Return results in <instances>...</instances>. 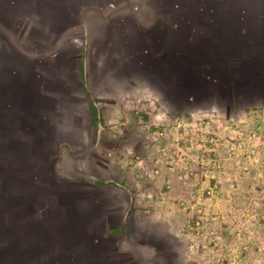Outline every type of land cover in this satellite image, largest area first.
<instances>
[{
	"label": "crops",
	"instance_id": "0c3cea01",
	"mask_svg": "<svg viewBox=\"0 0 264 264\" xmlns=\"http://www.w3.org/2000/svg\"><path fill=\"white\" fill-rule=\"evenodd\" d=\"M91 87L122 145L154 147L140 133L172 102L235 115L241 95L264 98V0H0V264H190L136 172L76 159L97 145L75 106Z\"/></svg>",
	"mask_w": 264,
	"mask_h": 264
},
{
	"label": "rangeland",
	"instance_id": "374dc122",
	"mask_svg": "<svg viewBox=\"0 0 264 264\" xmlns=\"http://www.w3.org/2000/svg\"><path fill=\"white\" fill-rule=\"evenodd\" d=\"M60 40L65 44L68 37ZM91 88L92 96L77 92L76 111H83L82 102L100 107V93ZM169 106L163 127L151 123L153 130L140 133V141L149 139L154 147L122 145L104 131L101 116L91 122L96 147H76V159H83L85 171L108 178L136 172L134 186L168 210L172 234L190 264H264V98L241 95L235 115H226L231 108L225 100L209 96Z\"/></svg>",
	"mask_w": 264,
	"mask_h": 264
},
{
	"label": "trees",
	"instance_id": "16d2710c",
	"mask_svg": "<svg viewBox=\"0 0 264 264\" xmlns=\"http://www.w3.org/2000/svg\"><path fill=\"white\" fill-rule=\"evenodd\" d=\"M92 118H93V120H98V118L99 119H101L99 116H98V109H97V107L95 106V105H93L92 104Z\"/></svg>",
	"mask_w": 264,
	"mask_h": 264
}]
</instances>
